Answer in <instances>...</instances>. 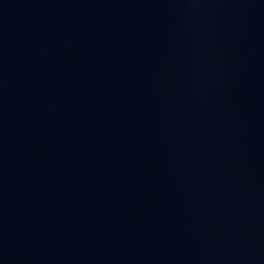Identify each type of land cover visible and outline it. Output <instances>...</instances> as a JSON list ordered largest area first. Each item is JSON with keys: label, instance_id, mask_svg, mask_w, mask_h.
Masks as SVG:
<instances>
[{"label": "water", "instance_id": "water-1", "mask_svg": "<svg viewBox=\"0 0 264 264\" xmlns=\"http://www.w3.org/2000/svg\"><path fill=\"white\" fill-rule=\"evenodd\" d=\"M0 264H264V0H0Z\"/></svg>", "mask_w": 264, "mask_h": 264}]
</instances>
